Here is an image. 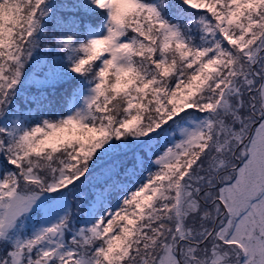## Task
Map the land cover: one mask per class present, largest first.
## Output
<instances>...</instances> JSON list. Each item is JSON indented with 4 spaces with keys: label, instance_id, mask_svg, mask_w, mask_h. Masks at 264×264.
Here are the masks:
<instances>
[{
    "label": "snow or ice",
    "instance_id": "6c2138e0",
    "mask_svg": "<svg viewBox=\"0 0 264 264\" xmlns=\"http://www.w3.org/2000/svg\"><path fill=\"white\" fill-rule=\"evenodd\" d=\"M0 264H264V0H0Z\"/></svg>",
    "mask_w": 264,
    "mask_h": 264
}]
</instances>
